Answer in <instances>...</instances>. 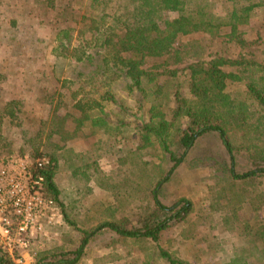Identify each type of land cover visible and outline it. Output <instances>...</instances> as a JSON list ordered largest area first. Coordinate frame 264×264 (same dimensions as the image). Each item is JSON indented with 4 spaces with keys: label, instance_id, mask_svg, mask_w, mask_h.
Segmentation results:
<instances>
[{
    "label": "trees",
    "instance_id": "1",
    "mask_svg": "<svg viewBox=\"0 0 264 264\" xmlns=\"http://www.w3.org/2000/svg\"><path fill=\"white\" fill-rule=\"evenodd\" d=\"M11 7L17 8L14 15L5 16ZM39 7L46 19L38 13ZM259 13L264 14V0H0V29L9 32L8 46L18 45L21 57L20 67L11 65L9 73H18L24 87L35 83L40 110L39 114L28 111L16 92L1 99L0 85V147L14 145L23 136L20 152L27 148L32 159L50 158L40 169L44 192L80 234L76 248L38 249L32 264H78L92 238L106 230L125 240L151 244V259L161 263L195 264L162 244L167 229L190 221L195 203L185 196L165 202L162 189L192 154L196 162H213L220 169L223 190L238 183L264 182V59L222 52L209 58L184 57L183 50L189 47L181 38L205 33L246 48L250 42L242 26ZM32 58L39 60L38 66L32 67ZM149 60L159 63L148 66ZM176 63L186 64L173 66ZM6 68H0V83L7 79ZM66 104L71 110L64 109ZM236 130L243 131L245 169L238 168L232 138ZM69 131L133 142L134 154L145 148L159 151L165 174L147 186L148 203L132 214L113 212L94 227L79 226L56 177L57 150ZM55 137L60 140L52 143L51 151L42 149ZM212 137L219 139L226 156H216L209 145L201 146L203 139ZM100 185L106 184L100 181ZM242 191L238 202L245 199ZM251 223L242 226L251 247L213 264H252L250 254L264 260V218ZM0 264L15 262L9 253H0Z\"/></svg>",
    "mask_w": 264,
    "mask_h": 264
},
{
    "label": "rangeland",
    "instance_id": "2",
    "mask_svg": "<svg viewBox=\"0 0 264 264\" xmlns=\"http://www.w3.org/2000/svg\"><path fill=\"white\" fill-rule=\"evenodd\" d=\"M40 8L38 13L46 19L44 9ZM15 10H17L15 7L9 8L5 16H13ZM28 11L26 8V16L29 15ZM242 28L244 36L250 42L246 48L205 33H188L181 38L183 45L189 47L187 52L183 50V56L192 57L194 54L193 57L209 58L212 54L222 52L230 57L243 55L264 59V14L259 13L250 20V23L243 24ZM1 30L2 28L0 32L3 34L0 35L4 36V39L0 41L3 46L0 49V68L7 65L8 74L7 79L0 83L4 89L1 99L9 98V92H16L24 98L28 111L33 110L34 114H39L35 83L31 82L24 87L18 73H9L11 65H15L13 68L20 67V51L16 44L15 47L8 46L12 36L10 37L9 32ZM44 30L48 32L49 25ZM195 49L198 51L196 54ZM32 60V67L38 66L39 60L35 61L33 58ZM159 61L155 63L149 60L148 66L158 64ZM185 64L176 63L173 66L182 67ZM15 75L17 78L14 82ZM12 84L18 86L14 88L11 87ZM69 105H65L66 111L71 110ZM19 129L23 130L24 127ZM68 134V137L60 142L63 147L57 150L59 168L56 177L69 213L77 220L79 226L94 227L104 218H110L113 212L114 215L121 212L132 214L139 210L140 205L148 203L149 197L145 196L149 194L146 192L147 186L150 182L157 181L165 170V165L160 161L159 151L145 148L139 152L137 150L134 154L132 151H136V145L133 142L111 135L102 133L92 135L85 132L72 134V131ZM232 138L237 145L238 168H248L243 131H232ZM23 139L22 136L14 145L0 147V159L22 153L20 147ZM58 140L59 137L51 139L50 145L42 149L51 151V147L54 146L52 143L59 142ZM207 145L216 156L221 154L226 156L217 137L201 141V146ZM25 153H30L27 148L24 150ZM194 156L192 154L176 170L171 181L164 184L161 195L165 202H172L183 196L188 197L194 201L195 211L190 215L188 223L167 229L162 244L179 257L195 264H213L232 258L251 247L242 226L245 221L254 225L257 219L264 218V182L257 181L253 186L238 183L236 186H229L227 191L223 190L225 182L220 169L212 166L213 162L210 164L196 162L198 158ZM100 181L106 185H100ZM241 191L245 193V199L238 202L237 195L241 194ZM226 218H231L230 222H226ZM45 231L46 235L42 234L40 238L42 243L39 250L57 246L68 251L79 245V231L66 222L60 207L59 214L46 224ZM151 250L152 245L149 243L138 244L131 239L119 238L106 230L98 232L92 238L85 256L78 264H164L155 258L151 259ZM33 256L34 254L26 256V264L33 263ZM249 257L252 264L264 263L263 259L257 260L252 254Z\"/></svg>",
    "mask_w": 264,
    "mask_h": 264
},
{
    "label": "built area",
    "instance_id": "3",
    "mask_svg": "<svg viewBox=\"0 0 264 264\" xmlns=\"http://www.w3.org/2000/svg\"><path fill=\"white\" fill-rule=\"evenodd\" d=\"M49 163L48 156L32 159L29 153L0 159V253H9L15 264H26V256L35 254L46 224L59 214L40 172Z\"/></svg>",
    "mask_w": 264,
    "mask_h": 264
}]
</instances>
